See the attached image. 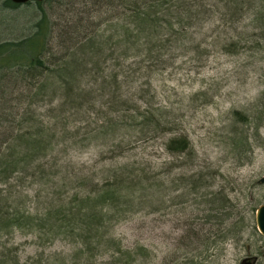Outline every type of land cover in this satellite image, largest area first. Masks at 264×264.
<instances>
[{
    "label": "rangeland",
    "instance_id": "1",
    "mask_svg": "<svg viewBox=\"0 0 264 264\" xmlns=\"http://www.w3.org/2000/svg\"><path fill=\"white\" fill-rule=\"evenodd\" d=\"M201 2L207 11L200 12V24L185 27V38L192 40H181L178 49L163 56L158 70L147 74L148 81L142 80L141 91L150 88L154 96L146 95L144 106L129 112L132 124L118 130L111 142L119 149L91 148L71 158L137 168L142 185L150 184L145 192L151 193L152 205H138L110 228L111 237L121 238L125 247H143L146 264H240L245 258L264 264V237L255 225V212L264 206V183L258 182L264 175V0ZM10 4L0 0V45L39 33L42 18L49 24L47 45L39 54L28 52L26 59H18L17 51L5 52L2 57L14 60L0 63H37V57L41 63H54L61 55L66 57L57 63H70L72 43L90 29L114 31L105 23L119 13L114 5L95 16L90 0ZM107 54H99L101 63ZM20 75L17 68L0 66V101L10 104L0 112V132L10 125L2 116L21 122L29 101L36 113L46 109ZM177 135H184L190 148L168 152L165 145ZM11 182H0L5 203L11 201L6 193ZM61 246L57 241L44 250ZM4 247L15 249L19 264L42 250L32 235L16 228L0 234V254L7 251Z\"/></svg>",
    "mask_w": 264,
    "mask_h": 264
},
{
    "label": "trees",
    "instance_id": "2",
    "mask_svg": "<svg viewBox=\"0 0 264 264\" xmlns=\"http://www.w3.org/2000/svg\"><path fill=\"white\" fill-rule=\"evenodd\" d=\"M90 1V12L98 17L114 5L119 7L115 20L105 23L114 31L106 36L109 32L101 33L103 29L88 30L72 43L70 63H57L66 55L56 57L54 63H41L39 57L37 63H0L7 69L17 68L23 84L33 88L46 106L36 113L29 101L21 122L2 116L10 125L0 132V144L5 146L2 149L0 145V182H15L8 183L6 191L12 202L0 199V234L16 228L32 235L42 249L20 264L148 261L143 247H125L121 238L111 237L110 228L112 222L127 218L138 205H152L151 193L145 192L150 184L145 181L142 185L137 168L128 171L71 157L91 148L100 151L111 146V153L119 149V144H111L119 136L117 131L132 124L134 115L130 113L141 109V100L152 93L150 88L141 91L142 80L148 81L147 74L155 73L156 66L163 64V56L178 49L181 40H192L185 38V27L198 26L200 12L207 9L201 0ZM48 25L42 18V24L37 25L39 33L17 44H1L0 61L14 60L2 57L9 51H17L18 59H26L28 52L41 53L47 45ZM197 48L194 45L192 49ZM104 52H108L107 58L101 63L99 54ZM11 71L10 78H14ZM48 96L49 100L44 99ZM8 105L10 108L7 100L0 101V112ZM188 147L190 141L184 135L171 138L165 145L168 152L181 153ZM57 241L62 243L60 250L45 252L44 248ZM4 250L0 264H19L15 249Z\"/></svg>",
    "mask_w": 264,
    "mask_h": 264
},
{
    "label": "water",
    "instance_id": "3",
    "mask_svg": "<svg viewBox=\"0 0 264 264\" xmlns=\"http://www.w3.org/2000/svg\"><path fill=\"white\" fill-rule=\"evenodd\" d=\"M14 4H24L28 1H43V0H10ZM260 183H264V175L259 179ZM255 224L261 235L264 237V206H260L255 212ZM241 264H251L249 261H244Z\"/></svg>",
    "mask_w": 264,
    "mask_h": 264
},
{
    "label": "bare ground",
    "instance_id": "4",
    "mask_svg": "<svg viewBox=\"0 0 264 264\" xmlns=\"http://www.w3.org/2000/svg\"><path fill=\"white\" fill-rule=\"evenodd\" d=\"M190 147H188L187 149H189Z\"/></svg>",
    "mask_w": 264,
    "mask_h": 264
}]
</instances>
